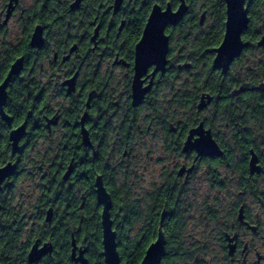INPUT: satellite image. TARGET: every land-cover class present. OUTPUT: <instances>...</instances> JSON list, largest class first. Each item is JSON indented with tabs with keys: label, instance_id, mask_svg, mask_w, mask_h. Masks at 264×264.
I'll use <instances>...</instances> for the list:
<instances>
[{
	"label": "flooded vegetation",
	"instance_id": "af4514ba",
	"mask_svg": "<svg viewBox=\"0 0 264 264\" xmlns=\"http://www.w3.org/2000/svg\"><path fill=\"white\" fill-rule=\"evenodd\" d=\"M250 3L239 52L216 61L225 0H176L164 65L139 73L147 0H0V167L14 164L0 183V264H20L21 246L32 264L35 242L51 244L41 264H66L72 239L91 264L97 183L116 235H163L161 264L165 235L183 236L188 264H264V0ZM191 132L214 149L190 151Z\"/></svg>",
	"mask_w": 264,
	"mask_h": 264
},
{
	"label": "water",
	"instance_id": "95a60500",
	"mask_svg": "<svg viewBox=\"0 0 264 264\" xmlns=\"http://www.w3.org/2000/svg\"><path fill=\"white\" fill-rule=\"evenodd\" d=\"M226 2V20L229 19L228 17V12L230 11V5L227 2V0H225ZM244 12H246V9H243ZM154 12V10L152 11V13ZM151 13V14H152ZM183 13V5L179 6V11L178 12H174L177 23L179 21V19L181 18ZM150 14V15H151ZM150 18V16H149ZM149 21V19H148ZM248 19L247 16L245 18V23L238 29H233L231 27V25H229L228 27H226L225 29V34H224V38L223 41L225 40L228 43V53L227 55L221 57L220 56V48L218 47L217 52H218V56L216 58V61L224 59V58H229V56L231 57V55H235L239 52L240 48H241V42L239 40L240 38V34L242 32V30L244 28H246ZM148 24V22H147ZM164 41L166 42V39L164 38ZM138 48V47H137ZM165 48H166V43L164 44L163 47V53H165ZM232 55V56H233ZM158 65L163 66L164 65V54L158 59L157 63ZM136 68L137 71L140 73V70L143 69V67L141 65H139L137 63V59H136ZM20 69V62L16 61L15 63L12 64L9 73H8V77L11 76L12 74H15L19 71ZM6 82L7 79H5L1 84H0V108H2V111H0V115L3 119L7 120L8 122L10 121V117L8 115L5 114L4 110H3V105L5 103V98H6V92H5V86H6ZM23 131V126L13 129L10 131L9 133V140L11 141V149L13 152H16L18 149V139L20 134ZM14 170V164H11L10 162L6 163L4 166L0 167V183L7 177L9 176ZM97 193L99 195V199H100V203L103 204V209H102V215H101V228H102V235H101V244H102V255H103V259H104V264H121V260L119 257V253L117 250V244H116V233L115 231L112 229V222L110 220L109 217V208H110V201H109V196L108 193L105 191V189L100 186L99 183H97ZM52 215V211L51 209H48L46 211L45 214V220L49 221ZM159 237L158 240V245H154V247H158L160 250H162V257H161V262H162V258L165 255V240L163 238V235H156L154 240H157V238ZM71 260L75 263V264H87L88 260L85 256V252H86V247H80L78 249V251H76L77 248V244L75 242L74 239H72L71 241ZM149 246V245H148ZM147 246V248L144 251L143 257L141 259V261L139 262V264H141L142 261H145L146 256L149 252V247ZM51 250V244L50 243H45L43 246L38 247L36 242L31 246L28 254H27V259L28 262L32 263L33 257L35 256V254L37 252H42L43 255L46 254L47 252H49Z\"/></svg>",
	"mask_w": 264,
	"mask_h": 264
},
{
	"label": "snow or ice",
	"instance_id": "6c2138e0",
	"mask_svg": "<svg viewBox=\"0 0 264 264\" xmlns=\"http://www.w3.org/2000/svg\"><path fill=\"white\" fill-rule=\"evenodd\" d=\"M230 5V11L228 12L229 19L224 21L225 27L231 25L233 29L238 30L244 23L247 13L243 11L246 7L245 0H227ZM148 4L154 9V12L150 15L148 24L145 27V31L140 41H137L139 45L135 50L137 55V63L143 67L145 73L149 68H152L157 63L158 59L164 54L163 47L166 43L164 41L165 36H170L168 31L169 27L176 22L175 12L179 11L177 8L176 0H157L153 3V0H147ZM220 56L223 57L228 53V43L225 40L220 45ZM155 69H153V72ZM2 111V108H0ZM188 146L190 151H194L200 155L210 153L214 149L209 138L203 134H197L191 132L188 140ZM158 240H153L149 244V252L145 261L141 264H161L162 250L154 245H158ZM43 253L37 252L33 257L32 264H41Z\"/></svg>",
	"mask_w": 264,
	"mask_h": 264
},
{
	"label": "trees",
	"instance_id": "16d2710c",
	"mask_svg": "<svg viewBox=\"0 0 264 264\" xmlns=\"http://www.w3.org/2000/svg\"><path fill=\"white\" fill-rule=\"evenodd\" d=\"M262 3V0H251L249 10L250 13L253 8L259 7ZM253 21L252 24H255V16L253 15ZM9 152V146L5 142L0 141V164L6 161L7 156ZM43 193H41L42 195ZM41 195L38 197L39 199H42ZM1 199L2 196H0ZM43 201V200H42ZM1 206H5L2 203V200H0V215L2 214ZM75 223V220L73 218H70V224L73 225ZM70 225V226H72ZM92 226V224H91ZM86 237V241L88 245L90 246V259L91 264H104L103 262V256H102V244H101V235H84ZM183 236L180 237L178 235H165V239L167 240V256L165 257V260L163 261V264H188V261L190 260L189 255L183 252V246L185 245V242L183 241ZM155 239V235H125L124 232L120 235H116V244H117V250L119 253V257L121 260V264H139L141 261L144 251L147 248V246ZM65 240V238H64ZM13 242V240H11ZM25 250L26 247L21 246L19 249L20 252V264H27L25 262L24 256H25ZM55 255V254H54ZM69 256V253H68ZM62 257L63 254L57 258L56 256H53L51 259V262L45 263V264H56L54 261L59 260L58 264H62ZM66 264H74L71 260V258H68V262Z\"/></svg>",
	"mask_w": 264,
	"mask_h": 264
},
{
	"label": "rangeland",
	"instance_id": "374dc122",
	"mask_svg": "<svg viewBox=\"0 0 264 264\" xmlns=\"http://www.w3.org/2000/svg\"><path fill=\"white\" fill-rule=\"evenodd\" d=\"M25 198V197H24Z\"/></svg>",
	"mask_w": 264,
	"mask_h": 264
}]
</instances>
